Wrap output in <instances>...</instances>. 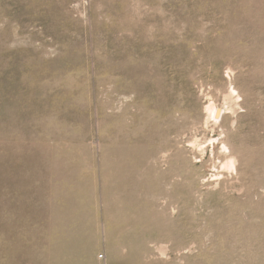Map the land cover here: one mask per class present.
I'll use <instances>...</instances> for the list:
<instances>
[{
  "label": "rangeland",
  "instance_id": "obj_1",
  "mask_svg": "<svg viewBox=\"0 0 264 264\" xmlns=\"http://www.w3.org/2000/svg\"><path fill=\"white\" fill-rule=\"evenodd\" d=\"M0 264H264V0H0Z\"/></svg>",
  "mask_w": 264,
  "mask_h": 264
}]
</instances>
